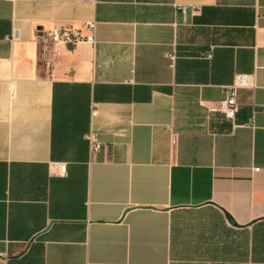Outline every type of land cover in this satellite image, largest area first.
Listing matches in <instances>:
<instances>
[{"label":"crops","instance_id":"crops-1","mask_svg":"<svg viewBox=\"0 0 264 264\" xmlns=\"http://www.w3.org/2000/svg\"><path fill=\"white\" fill-rule=\"evenodd\" d=\"M0 264H264V0H0Z\"/></svg>","mask_w":264,"mask_h":264},{"label":"built area","instance_id":"built-area-1","mask_svg":"<svg viewBox=\"0 0 264 264\" xmlns=\"http://www.w3.org/2000/svg\"><path fill=\"white\" fill-rule=\"evenodd\" d=\"M184 13L186 10L185 6L180 7ZM87 28L90 31L93 30L94 22H86ZM74 42H89L94 43V35L88 34L83 35L81 30L66 24L59 29H54L50 33H41L37 36L38 43V55L39 59L45 67L51 69L58 60V45L60 43H74ZM253 75L250 74H237L234 78L233 83L226 89V96L217 106L209 108L210 111H221L227 118L234 119L235 113L237 112V101H236V89L239 87H250L254 86ZM87 141L89 143L90 152H96L99 150L101 144L97 139V135L93 131H89L86 134ZM64 169V166H61Z\"/></svg>","mask_w":264,"mask_h":264},{"label":"trees","instance_id":"trees-1","mask_svg":"<svg viewBox=\"0 0 264 264\" xmlns=\"http://www.w3.org/2000/svg\"><path fill=\"white\" fill-rule=\"evenodd\" d=\"M53 137H54V138H53V141H54L55 138H56V137L54 136V130H53ZM58 142H59V140H58ZM74 156H78V155H74Z\"/></svg>","mask_w":264,"mask_h":264}]
</instances>
